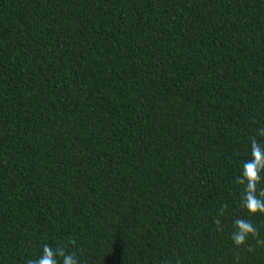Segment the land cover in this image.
<instances>
[{
	"label": "trees",
	"instance_id": "1",
	"mask_svg": "<svg viewBox=\"0 0 264 264\" xmlns=\"http://www.w3.org/2000/svg\"><path fill=\"white\" fill-rule=\"evenodd\" d=\"M261 132L264 0H0V264H264Z\"/></svg>",
	"mask_w": 264,
	"mask_h": 264
},
{
	"label": "clouds",
	"instance_id": "2",
	"mask_svg": "<svg viewBox=\"0 0 264 264\" xmlns=\"http://www.w3.org/2000/svg\"><path fill=\"white\" fill-rule=\"evenodd\" d=\"M264 135V132H261ZM264 181V142L253 139L251 142L250 159L242 165L241 175L236 183L244 185L241 194V204L248 213H264V190L259 191L257 185ZM218 230H222L219 219L215 221ZM256 233L255 227L250 221L236 219L233 222L232 240L237 246L245 243L249 235ZM27 264H80L79 258L73 252H68L62 247H54L45 244L38 257L29 259Z\"/></svg>",
	"mask_w": 264,
	"mask_h": 264
}]
</instances>
